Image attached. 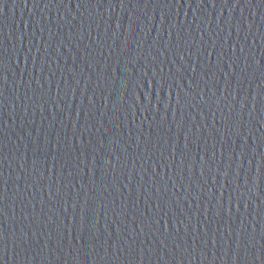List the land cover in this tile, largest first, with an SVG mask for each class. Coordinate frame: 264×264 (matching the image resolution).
Segmentation results:
<instances>
[{
	"label": "water",
	"instance_id": "obj_1",
	"mask_svg": "<svg viewBox=\"0 0 264 264\" xmlns=\"http://www.w3.org/2000/svg\"><path fill=\"white\" fill-rule=\"evenodd\" d=\"M0 264H264V0H0Z\"/></svg>",
	"mask_w": 264,
	"mask_h": 264
}]
</instances>
